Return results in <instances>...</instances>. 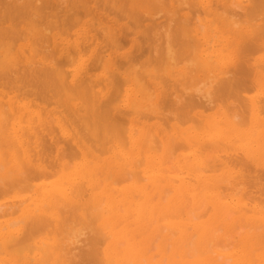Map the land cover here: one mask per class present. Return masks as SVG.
I'll return each instance as SVG.
<instances>
[{
	"label": "bare ground",
	"instance_id": "obj_1",
	"mask_svg": "<svg viewBox=\"0 0 264 264\" xmlns=\"http://www.w3.org/2000/svg\"><path fill=\"white\" fill-rule=\"evenodd\" d=\"M0 264H264V0H0Z\"/></svg>",
	"mask_w": 264,
	"mask_h": 264
}]
</instances>
